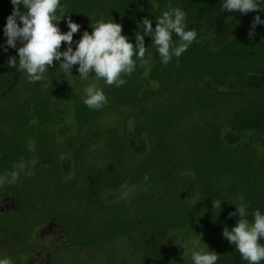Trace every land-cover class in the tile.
Listing matches in <instances>:
<instances>
[{"label":"trees","instance_id":"16d2710c","mask_svg":"<svg viewBox=\"0 0 264 264\" xmlns=\"http://www.w3.org/2000/svg\"><path fill=\"white\" fill-rule=\"evenodd\" d=\"M60 2L81 26L73 50L101 19L121 24L135 45L142 19L154 29L169 5L186 13V30L197 37L165 66L145 36L148 63L137 60L120 87L100 79L107 104L94 110L84 104V89L95 75L81 80L79 65L67 75L54 61L47 79L34 83L17 70L16 48L7 47L3 31L13 6L0 0V176L25 164L16 183L0 186V198L16 205L0 212L2 246L17 256L42 249L55 261L59 249L50 237L38 248L23 244L42 222L93 252V264H192L194 248L205 245L219 254L217 264H246L222 232L235 227L238 213H229L241 196L249 222L254 211L264 214V24L248 36L254 17L264 20V0L262 11L247 14L222 11L223 0ZM58 27L68 31L65 18ZM66 48L62 42L60 51ZM9 57L17 68L8 67Z\"/></svg>","mask_w":264,"mask_h":264},{"label":"clouds","instance_id":"9594fccd","mask_svg":"<svg viewBox=\"0 0 264 264\" xmlns=\"http://www.w3.org/2000/svg\"><path fill=\"white\" fill-rule=\"evenodd\" d=\"M11 4L13 10L7 17L3 31L7 38V47L16 48L18 68L16 57H9L8 67L24 72L28 81L34 83L47 79L46 73L50 67H54V61L59 62V68L67 75H71L74 65H79L77 71L81 80H88L91 74L95 75L96 82L90 83L84 89V104L94 110H99L107 104L106 95L98 87L100 79L107 85L120 87L127 82L122 77L131 75L135 70L137 60L141 65L148 63L145 59V36L152 37V43L157 47L161 63L165 66L173 57L179 58L186 52L197 37L195 29L186 30V13L179 7L169 5L156 19L154 29L148 18L142 19L143 34H135V45L121 34V24L113 22L112 19L108 22L101 19L91 27V34L88 31L83 32L73 50V34L77 33L81 26L66 16L69 13L67 6L62 5L60 0H11ZM260 4L261 0H223L221 7L222 11L247 14L262 11ZM20 5H23L25 11L20 10ZM62 18H65L68 27V31L64 33L58 27ZM257 24H264L260 16H255L251 23L248 32L250 39L255 35ZM173 34L179 38L178 41L173 40ZM17 41L22 44L21 47L17 48ZM62 42L67 44L64 51H60ZM13 167L16 170L0 176V186L16 183L25 164L20 162ZM144 180L148 181L149 177L145 175ZM240 200L242 202L235 206L236 212L229 213V217L238 213L236 225L231 230L224 227L222 236L235 245L246 264H260L264 261V244L260 243L264 239V214L259 210L254 211V219L249 222L246 218L248 205L243 203L242 196ZM220 205V200H213L212 207L220 210ZM192 243L197 245L198 241L194 240ZM205 246L206 248H194L191 253L192 264H217L219 254ZM0 264H12V261L5 257L0 259Z\"/></svg>","mask_w":264,"mask_h":264},{"label":"rangeland","instance_id":"374dc122","mask_svg":"<svg viewBox=\"0 0 264 264\" xmlns=\"http://www.w3.org/2000/svg\"><path fill=\"white\" fill-rule=\"evenodd\" d=\"M11 200L4 197L0 198V212H5V211H10L9 207H11L10 205ZM47 224H43L42 222L39 223V225H36L32 231L31 235H27V239L30 241H34V242H38L37 243V248L40 247V245L42 244V240L45 238V236L47 237H51L52 238V242L55 244V246L57 245L58 247H62V251L60 253H58L57 258L54 260L50 259V255L48 253L44 254H40L39 256H37L36 258L39 260H42V264H73V258H84L87 260V262L89 264H93V252L88 253L85 250L79 251V249L74 248L72 245H69V241L66 237L65 232H60L57 229L54 230L52 228L48 229L46 227ZM55 231V232H54ZM50 232V233H48ZM51 242V241H50ZM5 243L4 240V233L2 232L1 228H0V259H3L5 257H8L11 259L12 264H15V261L18 260V258H25V253H20L18 256L14 255V250H11L9 248H5L4 246H2ZM28 242L26 241V244ZM71 246V247H69ZM116 247V245L114 243L111 244L110 248ZM5 248V249H4ZM18 249V248H17ZM38 251V250H37ZM110 255V254H109ZM33 255H30L27 258H32ZM110 257H114L112 255H110ZM101 258V257H100ZM101 263L102 264H118L116 262V260H113V258H111L110 260H103L101 258ZM75 264V263H74Z\"/></svg>","mask_w":264,"mask_h":264},{"label":"flooded vegetation","instance_id":"af4514ba","mask_svg":"<svg viewBox=\"0 0 264 264\" xmlns=\"http://www.w3.org/2000/svg\"><path fill=\"white\" fill-rule=\"evenodd\" d=\"M6 198H8V197H6ZM8 199H10V198H8ZM11 200V203H10V205H11V207H9V209H10V211H14L15 209H16V205L14 204V202H13V200L12 199H10ZM46 227L48 228V229H51L52 230V228L54 229V230H56L57 228H54V226H51L49 223H47V225H46ZM58 230V229H57ZM53 231V230H52ZM58 231H60V232H62L60 229L58 230ZM55 232V231H54ZM48 233H50V232H48ZM26 240L23 242V244H25L26 243V241L27 242H29V240L27 239V236H25L24 237ZM49 238V237H48ZM50 241L52 242V238L50 237ZM70 245V244H69ZM69 247H71V246H69ZM55 248L56 249H59V252L58 253H60L63 249H62V247H58L57 245L55 246ZM44 254L45 253V256H46V252L45 251H43L42 249H40V250H38V251H34V252H26L25 253V258H23V260H24V263L22 262L21 264H42V260H39V259H37L36 257L37 256H39L40 254ZM49 254V253H48ZM30 255H33V257L32 258H27V257H29ZM50 255V254H49ZM50 259H52L51 258V256L49 257Z\"/></svg>","mask_w":264,"mask_h":264}]
</instances>
